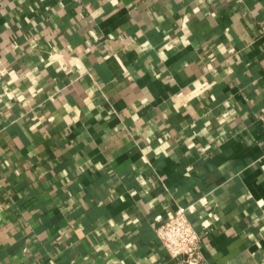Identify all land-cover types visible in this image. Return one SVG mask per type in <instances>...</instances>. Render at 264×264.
<instances>
[{
	"label": "crops",
	"instance_id": "1",
	"mask_svg": "<svg viewBox=\"0 0 264 264\" xmlns=\"http://www.w3.org/2000/svg\"><path fill=\"white\" fill-rule=\"evenodd\" d=\"M264 0H0V264H264Z\"/></svg>",
	"mask_w": 264,
	"mask_h": 264
},
{
	"label": "built area",
	"instance_id": "2",
	"mask_svg": "<svg viewBox=\"0 0 264 264\" xmlns=\"http://www.w3.org/2000/svg\"><path fill=\"white\" fill-rule=\"evenodd\" d=\"M187 212L177 208L156 228V234L168 255L180 264H209L200 251L201 236Z\"/></svg>",
	"mask_w": 264,
	"mask_h": 264
}]
</instances>
